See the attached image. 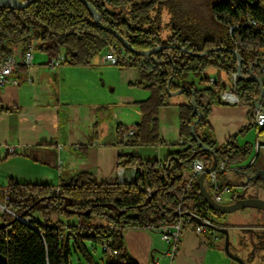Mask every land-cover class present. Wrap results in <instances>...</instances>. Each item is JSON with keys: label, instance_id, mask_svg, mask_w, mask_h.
I'll list each match as a JSON object with an SVG mask.
<instances>
[{"label": "trees", "instance_id": "16d2710c", "mask_svg": "<svg viewBox=\"0 0 264 264\" xmlns=\"http://www.w3.org/2000/svg\"><path fill=\"white\" fill-rule=\"evenodd\" d=\"M88 1L105 28L97 25L83 0H34L24 7L0 6V57L15 51L23 53L35 41L36 48L52 59L62 55V63L90 65L95 56L113 49L118 66L139 72L138 80L131 84L151 92L149 98L137 102L141 121L118 125L119 143L151 147L162 144L160 110L183 90L178 93L187 99L179 104L180 141L162 160L120 155L118 167L137 168L135 181L99 182L89 172L78 173L59 186L11 178L7 186H0V199L8 189L9 210L31 221L23 222L7 211L0 214V264H72L73 253L93 264L90 244H103L110 238L119 255L110 256L104 251L107 264H138L125 249L123 239L128 227L160 226L180 204L192 211L209 207L210 214L222 216L204 199L197 180L191 182L182 198L189 164L197 158L206 166L213 163L212 154L193 138V124L199 140L215 149L219 162L227 168L245 162L251 153L250 146L239 145L236 136L219 145L214 140L209 115L217 100L225 103L221 95L226 90L235 92L241 103L250 106L259 99L260 85L249 77L261 76V2L210 0L204 11L197 12L188 7L186 0ZM165 10L170 14L166 24L170 35L166 38L162 36ZM106 28L118 32L138 51H155L148 55L134 53ZM235 52L241 57L243 74L236 85L216 78L212 81L206 74L208 67L224 70L229 77L238 70ZM195 105L201 116L195 112ZM262 165L259 155L247 166V175H255ZM206 179L210 183L208 175ZM217 180L233 188L226 172L218 174ZM253 183L264 184V179L255 178ZM207 187L210 189L211 184ZM74 217L78 222L69 223Z\"/></svg>", "mask_w": 264, "mask_h": 264}, {"label": "crops", "instance_id": "0c3cea01", "mask_svg": "<svg viewBox=\"0 0 264 264\" xmlns=\"http://www.w3.org/2000/svg\"><path fill=\"white\" fill-rule=\"evenodd\" d=\"M14 54L19 64L12 78L18 83L7 85L2 93L0 167H24V170H15L7 178L0 177V186H7L11 178L23 183L59 186L81 172L93 174L99 182L135 181L137 168L118 167L119 156L135 154L152 159L150 152L146 149L147 156H143L124 147L126 144L119 143L117 129L119 124L130 126L142 119L137 102L149 98L151 92L131 84L138 80L139 72L105 63L102 54L95 56L90 65L62 63L59 66L52 65V58L37 48L30 65L22 63L24 52L15 51ZM123 84L127 86L125 95L122 98L115 96L118 85ZM136 88L148 91L137 93ZM186 100L184 95L176 93L172 102L160 110L159 129L163 143L149 146L154 152L164 151L158 160L164 159L173 151L172 145L180 141L179 104ZM229 103L232 102L212 106L209 121L214 140L221 145L236 136L237 143L250 146L251 153L245 162L229 168L233 172L232 178L228 175L229 170L226 171V177L233 185V192L227 193L232 195V200L225 203V194L220 204L232 205L244 197L264 199V184L255 185V179H249L251 176L247 175L246 169L256 157L264 154L258 148L264 143L257 140L255 151L252 143L240 144L238 140L239 133L255 126L258 134H263L261 141H264V126L256 125V103L251 106V112L240 102ZM9 148L14 152H7ZM121 167L125 169L124 179L118 173ZM258 170H264V166ZM190 173L188 169L186 178ZM204 185L212 196L206 178ZM238 187H244V192L239 193ZM211 215L215 226L229 231L230 254L226 251L225 238L214 237L217 235L215 230L197 234L185 229L171 258L166 255L168 248L166 250L162 235L148 227L125 230L126 252L138 264H239L231 255L241 257L247 264H264L263 209L248 207L230 216L222 215L226 216L222 220ZM75 221L77 223L78 219Z\"/></svg>", "mask_w": 264, "mask_h": 264}, {"label": "built area", "instance_id": "2783aa9c", "mask_svg": "<svg viewBox=\"0 0 264 264\" xmlns=\"http://www.w3.org/2000/svg\"><path fill=\"white\" fill-rule=\"evenodd\" d=\"M250 22L257 26V22L254 19H251ZM233 27H231L230 31H233ZM262 35L264 36V30H262ZM36 49V42H32L28 49L24 52L22 57V63L26 65H30L32 62V59L34 57V52ZM160 49V48H159ZM102 59L104 62L117 65L118 64V57L113 49H111L109 52L102 55ZM63 56H59L57 58H53L51 61V64L54 66H59L62 64ZM261 69V76L263 83V91L260 90V96L261 98V107H264V48L262 53L260 54V58L258 61ZM19 64V60L16 56V54L12 53L3 57H0V108H2V93L4 88L9 84H17L18 80L12 78L13 73L17 70ZM239 78L238 72H233L230 75V84L236 85V82ZM212 81L215 80L214 77L211 79ZM263 92V94H262ZM222 99L226 102H232V103H239L240 99L238 95L231 91L226 90L222 93ZM258 99V100H259ZM257 100V101H258ZM256 101V102H257ZM256 109V125L257 126H264V112L261 110V108H255ZM131 134L134 132L131 131ZM258 148L264 153V144L258 145ZM9 153H13L14 149L9 148L7 150ZM206 165L204 161L200 158L194 159L190 164L189 167H187V170L190 169L191 173L189 178H186L188 180L187 185L183 189V195L182 198L186 195V192L190 188V184L192 181L197 180L199 175L204 172ZM233 169V168H232ZM236 169V168H235ZM233 169V170H235ZM229 168L226 167V164L224 162H218V166L214 171L208 174L210 178V184H211V192L214 200L217 203H222L224 199V195L227 193H232L233 188L229 184L221 185L218 180L217 176L218 174L222 172L228 171ZM119 176L121 179H124L126 177L125 175V169L124 167H121L118 171ZM56 191H59V188L56 189ZM150 195H153L151 191H148ZM8 189H5L4 191V197L0 199V207L3 208L5 211L10 212L12 215L15 216L16 219H19L23 222L30 223V218L22 217L19 214H16L9 210L8 206ZM215 226V221L213 216L210 214L209 207H206L205 209L199 211V210H187L185 209L181 204L176 208L175 213L172 217H169L166 219V221L157 227L149 226V229H153L158 231L163 239L169 244L168 251L166 253L167 256H170L171 258L174 257L179 242L181 240V235L185 229L192 230L196 232L197 234H206L207 232L214 231L213 227ZM217 239V235L214 236ZM112 238H110L107 241H104L102 244L103 251H105L110 256L117 257L119 255V251L115 249L112 245ZM158 264V263H154Z\"/></svg>", "mask_w": 264, "mask_h": 264}, {"label": "water", "instance_id": "95a60500", "mask_svg": "<svg viewBox=\"0 0 264 264\" xmlns=\"http://www.w3.org/2000/svg\"><path fill=\"white\" fill-rule=\"evenodd\" d=\"M34 0H28L26 2H20L18 0H0V6H9V7H24L27 6L28 4H30L31 2H33ZM86 5L90 8L92 14L94 15L97 25H99L102 28H105L104 26L101 25L100 22V16L97 12V10L94 8V6L88 1V0H83ZM108 31L112 32L114 35H116L132 52L134 53H138V54H142V55H148L151 54L152 52H154L155 50H150V51H138L135 48H133L131 46V44L124 38L122 37L118 32L110 29V28H106ZM159 49V48H158ZM157 49V50H158ZM238 60H239V66H238V74L240 77L243 76L242 74V62H241V57L240 55L235 52ZM249 79H252L254 81H256L259 85H260V90L263 91V83H262V79L260 77H255V76H250ZM183 90H179L178 93H182ZM176 94V93H175ZM263 94V92H262ZM261 98L256 102V107L257 108H261V110L264 112V107H261ZM195 112L201 116V113L199 112L197 106L195 105ZM200 121V119H198L196 121V123H198ZM195 128V124L192 125V136L195 139V141H197L199 143V145L202 147L203 150L208 151L212 154L213 157V163L211 166H206L204 169V172L201 173L197 179L198 185L200 187L201 193L204 197V199L207 201V203L209 204V206L214 209L215 211L221 213L222 215H227V214H231L235 211L241 210V209H245L248 207H255V208H260L264 210V199L261 198H257V197H244L240 200H238L236 203L232 204V205H223L220 203H217L214 198L211 196V194L209 193V191L206 189L205 185H204V180L206 178V176L211 173L212 171H214L216 169V167L218 166V162H219V158L217 155V152L215 149L203 144L199 138L196 136V133L194 131ZM258 177H262L264 179V170H257V172L255 173V175L249 177L250 180H253L255 178ZM22 217H24V215H21ZM213 229L217 232V238H225V247H226V251L228 254H230V236H229V231L226 228H221V227H217L214 226ZM231 257L236 260L239 264H247L245 262L244 259H242L239 256H233L231 255Z\"/></svg>", "mask_w": 264, "mask_h": 264}, {"label": "rangeland", "instance_id": "374dc122", "mask_svg": "<svg viewBox=\"0 0 264 264\" xmlns=\"http://www.w3.org/2000/svg\"><path fill=\"white\" fill-rule=\"evenodd\" d=\"M209 1L210 0H186V4L193 11H197V12L199 11V12H201V10L205 7L204 5L208 4ZM258 1L261 2L262 3V6L264 7V0H258ZM202 11H204V9ZM169 20H170V14H169V12L167 10H165L163 12V31H162V36L165 37V38L170 35V30L168 28H166V24L168 23ZM36 53H39V51H36ZM105 63H107V62H105ZM112 65L114 67H118L117 65H114V64H112ZM206 74L209 75V76H211V77L218 78V80H221V81H226V82H229L230 81V77L228 76V74L226 73V71L219 70V69H217L215 67H208L206 69ZM126 88H127V86L124 85V84H123V86L118 85V91L115 94V96H119L120 98H122L125 95V89ZM131 91H133V90H131ZM135 91L137 93H139V92L143 93L144 91H148V90L136 88ZM221 100L224 101L222 99V96H221ZM215 104H218V100L216 101ZM239 104L246 105L248 111L251 112L250 111L251 110V106L249 104H247V103H241V102ZM228 105H236V104L229 103ZM250 115H251V113H250ZM257 134H258V129H257V127L253 126L249 130H247L245 133H239L238 134L239 143L240 144H245L247 142L252 143L255 146V151H256V149H257L256 148V146H257V140L260 139V142L264 143V141H261L262 140L261 137H262L263 134H260L259 133L260 134V138L257 137ZM124 147L129 148V149H132V152L142 154L143 156H147V154L145 155V151L147 149L148 153L150 152L149 153V156L152 159H159L162 156L161 153L164 152L163 150L162 151L155 150V152H154L153 151L154 149L151 148V147H149V146L143 148L141 146L125 145ZM260 158L264 162V154H261ZM263 166H264V163H263ZM15 170L22 171V170H24V167H22V168L21 167H0V177L7 178L8 174L15 172ZM228 175H229V177L232 178L233 177V172L231 170H229L228 171ZM238 191H239V193L244 192V187H240V188L238 187ZM249 192H250V190H248V193ZM251 193H252V191H251ZM231 200H232V195L231 194H226L225 201L224 202L225 203H228ZM4 211L5 210L0 207V214L3 213ZM238 213H240V212H238ZM228 215L230 216L231 214H227L226 216H228ZM226 216H224V217L223 216H219L218 217V220H222L223 218H226ZM75 220H77L76 217L68 220V222L69 223H75L76 222ZM0 222H1V220H0ZM99 222H101V221H99ZM164 242H165L164 244H165L166 250H167V248H169V244L165 240H164ZM90 250H91L92 255H93V258H94L93 264H107L108 258H107V256L105 255V253L103 251L102 244H96L95 246H91V244H90ZM71 259H72V264H91V262H89L81 254L78 255L77 253H73Z\"/></svg>", "mask_w": 264, "mask_h": 264}]
</instances>
